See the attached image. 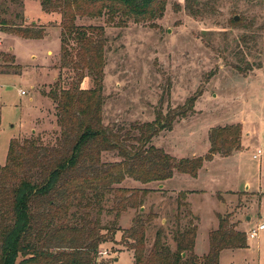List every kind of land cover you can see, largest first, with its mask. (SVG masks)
Segmentation results:
<instances>
[{"label": "rangeland", "instance_id": "rangeland-1", "mask_svg": "<svg viewBox=\"0 0 264 264\" xmlns=\"http://www.w3.org/2000/svg\"><path fill=\"white\" fill-rule=\"evenodd\" d=\"M190 4L201 13L193 15ZM0 18L6 29L0 27V53L15 56L13 62L0 57V163L5 164L13 138L56 144L61 129L57 102L49 92L76 83L78 71L62 51L59 10L47 12L39 0H0ZM120 21H109L106 15L76 20L105 28L107 126L127 131L134 123L154 121L157 112L184 111L183 105L195 97L194 110L153 139L177 158L205 157L213 128L242 126L241 149L215 154L197 176L178 173L161 190L153 183L144 215L153 211L158 217L148 226L147 246L163 227L174 249L176 227L196 223L195 251L204 255L210 249V232L219 226L218 215H230L231 224L245 232L248 246L222 250L220 264H264V230L255 238L248 235L264 222V1L168 0L161 18L126 25ZM14 26L45 28V35L26 38L14 33ZM93 86L92 77L86 76L82 87ZM259 148L263 153L255 159ZM116 154L104 153L103 159L120 160ZM125 185L141 186L131 179ZM185 190L189 207L178 209ZM187 208L193 216L185 217ZM135 216L136 210H130L115 223L121 229L107 235L94 264H135L124 236ZM113 225V214L102 217L104 233ZM59 245L55 241L53 247Z\"/></svg>", "mask_w": 264, "mask_h": 264}, {"label": "trees", "instance_id": "trees-1", "mask_svg": "<svg viewBox=\"0 0 264 264\" xmlns=\"http://www.w3.org/2000/svg\"><path fill=\"white\" fill-rule=\"evenodd\" d=\"M39 1L43 10L62 13V51L78 71V79L69 88L49 92L57 102L61 129L56 144L13 138L5 164L0 163V264H94L107 235L121 229L115 223L133 209L136 216L124 236L135 264H220L222 250L247 247L245 232L231 224L230 215L221 214L204 255L195 251L196 223L176 227L174 249L167 244L163 227L157 229L148 247V226L158 214L150 211L144 215L153 183L159 188L176 172L197 176L215 154L230 155L241 149L240 124L213 128L205 157L177 158L154 145L153 139L172 130L178 119L193 111L195 97L183 105L186 110L167 115L157 112L154 121L134 123L127 131L113 130L104 123L105 28L79 25L77 18L106 15L109 21L120 18L121 25L147 22L163 17L168 0ZM188 8L193 15L201 13L195 4ZM4 22L0 18L2 31H6ZM13 31L26 38L45 35V28L35 26H14ZM0 57L7 62L15 60L9 53L2 52ZM86 76L92 77L93 87H82ZM107 152L117 153L120 160L105 161ZM129 179L141 186L125 185ZM180 196L178 209L189 207L187 192ZM110 201L112 205L107 206ZM112 214L114 225L104 233L101 219ZM189 216L193 212L187 208L185 217ZM55 241L60 245L53 247Z\"/></svg>", "mask_w": 264, "mask_h": 264}, {"label": "built area", "instance_id": "built-area-1", "mask_svg": "<svg viewBox=\"0 0 264 264\" xmlns=\"http://www.w3.org/2000/svg\"><path fill=\"white\" fill-rule=\"evenodd\" d=\"M26 92L25 91H22V94H25ZM263 153V150L261 148H259L256 153L253 155V157L255 159H259L260 156L262 155ZM264 230V222H261L258 224V226L256 228H252L248 235L251 237V238H255L259 235V232ZM108 252L107 251H100L99 252V255H107ZM109 256V255H108ZM100 264H105L104 262H101Z\"/></svg>", "mask_w": 264, "mask_h": 264}, {"label": "crops", "instance_id": "crops-1", "mask_svg": "<svg viewBox=\"0 0 264 264\" xmlns=\"http://www.w3.org/2000/svg\"><path fill=\"white\" fill-rule=\"evenodd\" d=\"M178 173H179V172H176L175 175H177ZM179 174H184V173H179ZM175 175H174V176H175ZM186 175H188V174H186ZM174 176H173V177H174ZM166 181H167V180H166ZM166 181L164 182V184H161V185L159 186L160 189H161L163 186H164V187L166 186V185H165ZM134 183H135V182H134ZM165 188H166V187H165ZM186 191H187V190H185V191H183V192H186ZM116 260H119V258H116Z\"/></svg>", "mask_w": 264, "mask_h": 264}, {"label": "water", "instance_id": "water-1", "mask_svg": "<svg viewBox=\"0 0 264 264\" xmlns=\"http://www.w3.org/2000/svg\"><path fill=\"white\" fill-rule=\"evenodd\" d=\"M236 20L238 19V16H236V18H235Z\"/></svg>", "mask_w": 264, "mask_h": 264}]
</instances>
